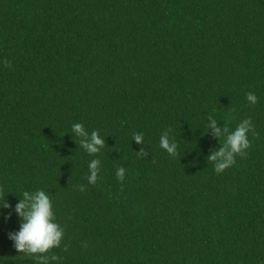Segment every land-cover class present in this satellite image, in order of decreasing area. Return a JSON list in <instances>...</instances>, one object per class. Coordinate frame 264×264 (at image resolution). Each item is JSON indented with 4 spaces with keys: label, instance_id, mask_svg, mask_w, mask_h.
<instances>
[{
    "label": "trees",
    "instance_id": "obj_1",
    "mask_svg": "<svg viewBox=\"0 0 264 264\" xmlns=\"http://www.w3.org/2000/svg\"><path fill=\"white\" fill-rule=\"evenodd\" d=\"M209 117L253 125L220 173ZM37 189L64 229L50 264H264V0H0V264H40L8 238Z\"/></svg>",
    "mask_w": 264,
    "mask_h": 264
},
{
    "label": "clouds",
    "instance_id": "obj_2",
    "mask_svg": "<svg viewBox=\"0 0 264 264\" xmlns=\"http://www.w3.org/2000/svg\"><path fill=\"white\" fill-rule=\"evenodd\" d=\"M246 98L252 104L257 101L256 95L252 92L247 93ZM208 129L215 133L219 141L222 137L225 138L219 150L208 157V160L214 163V170L220 173L235 163L236 155H244L245 150L249 148L248 133L253 130L252 121L244 119L231 131L224 125L222 131L217 127V120L209 117ZM71 132L80 138V146L89 155L99 153L105 145V138L98 131L93 130L89 133L82 123H74ZM132 140L143 144V133H134ZM160 147L170 155L177 154L178 145L168 131L160 136ZM88 167L89 183H95L97 173L100 171V160H91ZM116 175L119 180H123L125 169L123 167L117 169ZM6 195L0 190V213L5 209L12 210V205L5 199ZM14 212L20 218V226L17 231L10 232L8 238L13 242L15 249L19 253L35 256L40 264L57 261L59 257L55 254L49 256L47 253L61 245L64 229L56 222L49 194L42 189L24 191L14 207ZM10 215L11 212L8 218Z\"/></svg>",
    "mask_w": 264,
    "mask_h": 264
}]
</instances>
